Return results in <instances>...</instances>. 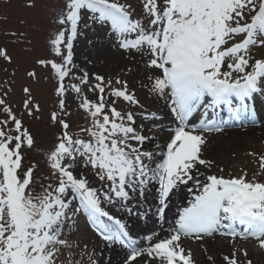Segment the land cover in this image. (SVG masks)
<instances>
[{
    "label": "snow or ice",
    "instance_id": "obj_1",
    "mask_svg": "<svg viewBox=\"0 0 264 264\" xmlns=\"http://www.w3.org/2000/svg\"><path fill=\"white\" fill-rule=\"evenodd\" d=\"M26 6L35 7L31 0ZM54 22L50 56L35 64L55 80L50 123L61 131L43 153L47 173L39 180L36 163L24 168L25 149L36 148L24 116H36L40 105L30 87L22 89L19 112L9 100L12 89L0 92V264H65L62 250L72 245L62 237L79 214L106 244L124 250L122 264H196L184 240L214 236L230 238V245L254 239L264 250V154L248 153L258 160L251 174L244 168L226 175L201 171L214 163L203 158L206 134L224 131L227 123L207 120L208 110L225 108L238 119L264 92V58L253 55L264 49V0H64ZM92 25L111 32L127 58L142 65L139 87L164 101L175 126L163 143L137 123L132 109L143 105L127 79L75 64L74 41ZM0 58L12 62L2 47ZM27 76L35 80L37 72ZM70 95L83 119L75 131L68 120ZM201 108L205 119L190 124ZM142 119L159 117L146 112ZM149 142H156L151 150L145 148ZM150 188L157 203L141 210ZM181 189L191 199L169 222L171 198ZM113 208L138 216L143 211L160 228L140 243ZM238 254L248 256L234 246L223 264H252ZM207 260L216 264L211 255ZM67 264L83 261L69 256ZM88 264L99 261L89 254Z\"/></svg>",
    "mask_w": 264,
    "mask_h": 264
},
{
    "label": "rangeland",
    "instance_id": "obj_2",
    "mask_svg": "<svg viewBox=\"0 0 264 264\" xmlns=\"http://www.w3.org/2000/svg\"><path fill=\"white\" fill-rule=\"evenodd\" d=\"M30 0H0V47L5 48L12 57V62L8 63L0 58V92L9 87L12 91L9 100L16 111L21 110L24 99L23 87H30L34 102L39 103L41 111L36 116H24V123L30 129L36 140L34 150L25 149L24 168L36 163L37 178L47 173L43 153L49 150L56 142V136L60 133L59 125H51L50 113L56 109L57 98L54 95L55 80L50 77L48 70L35 64L39 58L50 56L48 39L53 34L58 25L55 24L57 12L62 8L64 0H31L35 7H27ZM111 46L108 52H98L96 48L95 34L101 36L103 40L106 31L99 25H92L83 28L74 41V62L78 68H84L89 73H98L105 77H115L127 79L131 88L135 89L143 108H133L137 114V123H143L152 128L151 136H159L156 142L163 143L169 136L167 130L174 127L173 118H169L164 110V101L150 96L146 89L139 87L137 80L143 77L142 65L135 60L127 58L128 54L121 51L114 42L112 34H109ZM12 33H16L13 36ZM95 33V34H94ZM98 47V46H97ZM135 55V54H133ZM253 55L257 58H264V49H255ZM107 57H109L107 59ZM138 59V57H137ZM132 68L131 73L126 69ZM35 70L37 78L34 80L27 76L28 71ZM68 103L72 106V115L68 117L73 131L77 130V125L83 123L82 113L76 111L71 95ZM250 112L242 114L238 119H231L225 108L208 110L206 119L209 121H227L224 124V131L207 133L208 143L204 147L203 158L213 161L211 170L201 167L202 172L208 174H227L232 172L238 174L241 168L248 170L249 174L258 166V160L248 153L264 154V92L257 93L253 100L249 101ZM237 105V104H234ZM167 112L170 114L166 107ZM146 112H155L159 119L143 120L142 116ZM204 109L201 108L193 114L189 123L199 125L205 119ZM171 115V114H170ZM172 117V116H171ZM153 142L145 145L146 149L154 148ZM225 170L224 173L220 169ZM37 190L39 183L36 185ZM150 188L146 194L144 202L140 204L141 210L148 206H154L156 193H152ZM191 196L186 189H181L172 198L170 210L167 215L169 222L176 214L178 208L184 206ZM132 207L136 204L133 202ZM155 211V208H152ZM71 212V209H69ZM112 212L118 217H122L134 237L140 243L144 242V236L154 230H159L160 223L155 218L145 217L143 211L137 215L133 212L127 213L122 209L113 208ZM65 238L72 245L71 249L62 250L64 255L61 259L67 264V259L71 256L73 261L82 260L83 264H88V255L93 254L99 264H122L124 250L119 246L106 244L88 223L86 216L79 214L73 220L67 222L65 227ZM227 237H206L201 241L184 240L186 248H190L193 257L198 261L207 260V255L215 258L216 264H223L222 256L231 255L233 247L246 249L247 258L238 254L240 260L250 259L252 264H264V250L258 247V242L254 239L241 240L237 238L235 245L229 244ZM207 249V254L203 249ZM198 249L200 252H198ZM121 256V261L115 260ZM203 264V263H202Z\"/></svg>",
    "mask_w": 264,
    "mask_h": 264
},
{
    "label": "bare ground",
    "instance_id": "obj_3",
    "mask_svg": "<svg viewBox=\"0 0 264 264\" xmlns=\"http://www.w3.org/2000/svg\"><path fill=\"white\" fill-rule=\"evenodd\" d=\"M104 30L106 31V36H105V38L103 39V40H101V36H99L98 35V33H97V35L95 34V40H96V42H95V44H96V48H97V51L98 52H108V53H110V51H109V49H108V47H110L111 46V40H109V35H108V30L106 29V28H104ZM109 34H111V32H109ZM98 46V47H97ZM76 46H74V48H75ZM109 57H107V59H108ZM164 110H165V112H166V114L169 116V118H172L171 117V115L167 112V110H166V105H164ZM149 129V127L148 126H146L145 127V134L146 135H152V131H149L148 130ZM157 138H159V136L157 135L156 136ZM155 143L156 142H153V145H155ZM152 191V193H155V189L153 188V190H151ZM166 226V225H165ZM198 252H200L199 251V249H198ZM121 256L120 257H118L116 260H115V262H119V261H121ZM206 264L205 263V261H198V264ZM111 264H114V262L113 261H111Z\"/></svg>",
    "mask_w": 264,
    "mask_h": 264
}]
</instances>
